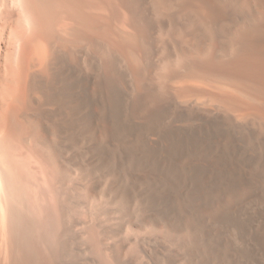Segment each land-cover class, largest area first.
<instances>
[{
    "label": "bare ground",
    "instance_id": "6f19581e",
    "mask_svg": "<svg viewBox=\"0 0 264 264\" xmlns=\"http://www.w3.org/2000/svg\"><path fill=\"white\" fill-rule=\"evenodd\" d=\"M0 264H264V0H0Z\"/></svg>",
    "mask_w": 264,
    "mask_h": 264
}]
</instances>
